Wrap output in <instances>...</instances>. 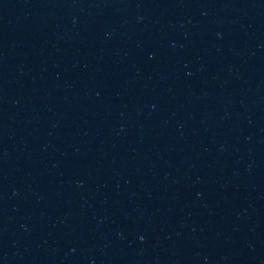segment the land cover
Here are the masks:
<instances>
[{"label": "water", "instance_id": "obj_1", "mask_svg": "<svg viewBox=\"0 0 264 264\" xmlns=\"http://www.w3.org/2000/svg\"><path fill=\"white\" fill-rule=\"evenodd\" d=\"M0 264H264V0H0Z\"/></svg>", "mask_w": 264, "mask_h": 264}]
</instances>
